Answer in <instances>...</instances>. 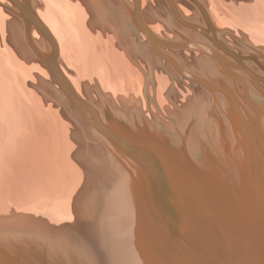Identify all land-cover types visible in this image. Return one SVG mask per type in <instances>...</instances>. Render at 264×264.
Wrapping results in <instances>:
<instances>
[{
    "label": "bare ground",
    "instance_id": "1",
    "mask_svg": "<svg viewBox=\"0 0 264 264\" xmlns=\"http://www.w3.org/2000/svg\"><path fill=\"white\" fill-rule=\"evenodd\" d=\"M30 1L79 97L93 98L102 113L99 90L128 124L134 113L146 114L148 102L174 118L175 128L162 141L169 150L155 151L173 192L163 197L128 182L131 160L84 121L36 53L34 47L45 52L50 43L13 12L18 8L10 0H0V250L25 234L43 237L52 254L64 252L83 264H264V234L243 237L228 250L215 237L219 220L222 225L234 214L235 222L252 215L243 227H264V192L253 181V171L264 165V104L252 90L263 110L257 114L243 105L241 117L214 92L217 86L236 94L243 89L209 54L210 39L178 22L168 25L163 9L177 19L166 0L141 1L146 24L160 38L201 48L161 46L155 53L148 37L131 27L126 5L134 0ZM200 1L213 31L223 29L220 42L242 61L218 51L232 74L249 84L239 67L264 68V0ZM173 2L184 22L206 26L187 0ZM166 100L175 101L178 111L166 109ZM117 118L106 120L120 127ZM183 152L196 170L184 169Z\"/></svg>",
    "mask_w": 264,
    "mask_h": 264
},
{
    "label": "water",
    "instance_id": "2",
    "mask_svg": "<svg viewBox=\"0 0 264 264\" xmlns=\"http://www.w3.org/2000/svg\"><path fill=\"white\" fill-rule=\"evenodd\" d=\"M17 10H12L15 14H17L28 27L37 29L40 33L44 35V38L50 43L51 48L45 52H42L37 47H34L36 53L40 56V59L46 65L53 79L58 83L60 87V91L66 97L67 101L75 106L80 114V116L87 122L93 129L99 132L110 144L112 150L123 153L126 158L131 160L130 168H127V174L129 175L128 182L131 185H141L152 189L153 191L161 192L163 197H168L170 192H173L167 184V178L165 172L160 168V161L158 160L157 153L155 152L159 148L165 152V149L169 150V145H165L163 148L162 141L166 138V136L171 135L167 132L170 131V126L172 125L175 128L174 118L169 116L167 117L162 112H159L157 108V113L153 111V107H150V103L148 102V106L146 107V114L142 111V113H134L133 114V122L128 124L123 121L122 111L119 108L109 106L106 98L102 95L99 90H96L97 96L100 102L103 105L104 111L100 113L95 107V101L93 98L91 101H87L82 99L77 95L72 85L69 83L68 79L63 74L62 70L58 64V47L53 39V37L48 32L47 27L43 24L38 15L33 11L30 6V0H10ZM171 7L174 17L178 22L187 26L189 28H194L195 30L201 32L205 35L211 42L214 43V53H209L214 57L216 61L219 62L222 69L225 70L226 74H228L230 80L235 85L236 83L241 84L243 93L236 94L232 90L227 89L224 86L214 87V92L223 94L226 99L229 100L230 105L232 106V112H236L239 116L241 115V108L243 105H247L249 109L257 114H261V110H263V106L256 105L253 101L252 90L263 100L264 102V84L260 83V78L264 79V68H260L262 73H257L252 69L247 68L246 66H240L241 72H243L251 81L249 84L244 81L236 78L231 70L229 61L226 56H223L218 50L224 51L227 55L231 56L235 59V61L240 62L242 58L238 56L233 50L224 46L220 42V34H222L219 30H217L214 26L213 31V23L207 12V9L203 6L200 0H187L191 5H193L202 15L206 26L198 27L197 25H193L187 22H184L178 15L176 11L173 0H166ZM129 7L126 5L127 11L130 16V24L131 27L136 32L144 33L150 43L154 51L160 55L159 47H171V48H193L199 49L200 45L192 44L190 42H170L163 38H160L156 35L150 27L146 24L145 20L142 17L141 13V0H134V3ZM235 67V66H233ZM179 69V68H178ZM177 69V70H178ZM262 74V75H261ZM262 102V104H264ZM150 104V105H149ZM109 107V109H108ZM156 109V107H155ZM231 112V113H232ZM117 118L116 121L119 122L120 127L114 125L113 123L106 120V118L113 120V117ZM149 117H148V116ZM105 117V118H104ZM229 117V116H228ZM129 126H127V125ZM162 152V153H163ZM112 154H115L112 151ZM189 157L185 152H183L180 161L182 166H184L185 170H196L192 165V161H189ZM264 163V162H263ZM257 174L256 176V185L260 186L262 191L264 192V165H260L259 169L253 171ZM145 183H149V185H145ZM168 201V198L164 199ZM258 217V216H257ZM252 215L250 216H242L239 217V221H236V214L233 217L229 216L227 218H223V223L221 225L220 220L217 224V227H220L218 233L215 237H218L219 244L225 249L228 250L230 247L235 246L238 243L244 241L245 239L250 238L251 236L256 237L258 233L262 236L264 234L263 225H258V227L254 228L252 226L243 227L246 223L253 222L251 220ZM231 219V220H230ZM233 222V223H229ZM264 223V221H261ZM229 223V224H228ZM228 224V225H227ZM42 226V225H41ZM225 226V227H224ZM221 227H224L223 229ZM25 231H29L27 228ZM22 234V233H21ZM20 235V234H19ZM256 235V236H255ZM20 239L11 240L14 245H10L8 242L2 244V250H0V254L2 255L3 264H19L20 262H24L25 264H83L82 262L78 263L72 259H67L65 257V253L52 254L50 251L53 247L52 244L50 246H45L41 240H44L43 237H38L37 240L28 237L25 234L19 236ZM49 239V238H46ZM44 244V245H42ZM6 259H12L6 261ZM11 262V263H10Z\"/></svg>",
    "mask_w": 264,
    "mask_h": 264
},
{
    "label": "rangeland",
    "instance_id": "3",
    "mask_svg": "<svg viewBox=\"0 0 264 264\" xmlns=\"http://www.w3.org/2000/svg\"><path fill=\"white\" fill-rule=\"evenodd\" d=\"M142 1V0H141ZM253 1V0H252ZM133 4V3H132ZM143 5V4H142ZM142 5H141V10H142ZM155 5V4H154ZM156 10V9H155ZM168 10L170 11V12H172V10H171V7L170 8H168ZM163 14H164V16H165V18L167 19H165V22L168 24V25H170L171 27H172V25H175V26H178V25H176L174 22H178L177 20H175V19H172V18H170L168 15H167V13L164 11V9H163ZM154 17L157 19V18H160V14H159V12L158 11H154ZM163 21H164V19H163ZM179 23V25H181V26H184L183 24H181L180 22H178ZM172 24V25H171ZM201 26V25H200ZM179 29V28H178ZM192 29H194V28H192ZM195 30V29H194ZM228 30L230 31V32H232V33H235L237 36H239L237 33H236V30L235 29H233V28H231V27H228ZM196 31V30H195ZM221 32L223 31V29H221L220 30ZM180 35V34H179ZM262 39H264V36H260ZM170 39V38H169ZM168 40V39H167ZM171 40V39H170ZM174 41V40H173ZM177 41V40H176ZM206 41H207V39H206ZM208 43H211V44H213L214 45V43H212V42H208ZM264 43V42H263ZM206 44V43H205ZM241 45V44H240ZM243 46V45H242ZM244 47V46H243ZM264 47V46H263ZM167 48H170V49H175V48H171V47H167ZM184 49V48H183ZM193 49V48H192ZM175 50H182V49H175ZM201 51H202V49H200ZM155 52V51H154ZM206 56L208 55L209 56V54L208 53H205L204 51H202ZM156 53V52H155ZM212 56V55H211ZM169 60V59H168ZM171 63V62H170ZM171 65H172V67L174 68V69H177L176 67H175V65L174 64H172L171 63ZM181 70V69H180ZM182 71H184V72H187L188 70L187 69H183ZM176 72L177 73H180V74H182V75H185V76H187V77H189V78H191L194 82H197V80L195 79V78H193V77H191L190 75H187L186 73H182V72H180L179 70H176ZM188 73V72H187ZM190 73H193L192 71H190ZM198 78H199V76H198ZM199 84V83H198ZM207 92H210V93H212L213 95H214V93L211 91V90H209V89H205ZM166 102H167V105H165V108L166 109H168V110H171V111H178V109H177V107H176V103H175V101L174 102H169L168 100H166ZM161 108V107H160ZM162 109V108H161Z\"/></svg>",
    "mask_w": 264,
    "mask_h": 264
}]
</instances>
